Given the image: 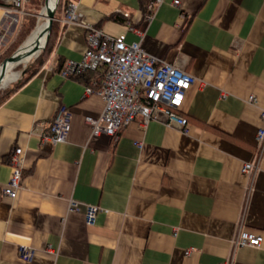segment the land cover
<instances>
[{
    "label": "crops",
    "instance_id": "crops-1",
    "mask_svg": "<svg viewBox=\"0 0 264 264\" xmlns=\"http://www.w3.org/2000/svg\"><path fill=\"white\" fill-rule=\"evenodd\" d=\"M77 1L86 22L128 41L135 26L147 53L194 76L179 110L187 129L138 117L117 137L93 134L86 117L104 100L85 90L100 74H61L86 34L57 20L45 60L0 104V264H264V0H164L153 11L146 0ZM12 10L0 0V38ZM61 104L71 125L53 144L41 135ZM16 147L25 166L11 198ZM88 206L99 208L93 223ZM241 226L262 234L261 246L235 247ZM21 246L35 250L32 262Z\"/></svg>",
    "mask_w": 264,
    "mask_h": 264
},
{
    "label": "built area",
    "instance_id": "built-area-1",
    "mask_svg": "<svg viewBox=\"0 0 264 264\" xmlns=\"http://www.w3.org/2000/svg\"><path fill=\"white\" fill-rule=\"evenodd\" d=\"M164 0H152L149 5L155 10ZM179 0H174L178 4ZM22 0H13V10L22 13ZM124 16L128 17V13ZM151 16V12L147 13ZM56 20L64 24H81L86 34V49L80 59H69L61 70L64 77L80 76L88 71H103V80L94 90L86 87V94L97 92L104 100V109L99 116H87L86 121L92 126L93 134L107 133L117 137L120 130L129 123L141 118L146 126L152 120L163 121L166 124H178L187 129L188 120L179 110L185 95L195 78L185 69L169 63L159 62L157 58L145 51L142 46L143 32L135 26H128L138 38L127 40V34L113 36L85 21L84 14L77 0L64 2L60 17ZM249 101L255 102L254 95ZM71 110L65 104L59 105L53 118L46 123L47 131L41 137L56 144L66 139L71 125ZM258 147L264 149V127L257 134ZM9 163L12 174L3 187L6 196L14 198L22 188L21 180L25 159L23 149L16 147L10 154ZM254 169L252 162L244 164L243 172ZM77 201L71 199L69 208L76 209ZM99 208L88 206L86 218L88 223L94 222V216ZM263 235L252 232L241 226L233 240L234 246L259 247ZM35 250L32 247L21 246L20 256L27 262H32Z\"/></svg>",
    "mask_w": 264,
    "mask_h": 264
},
{
    "label": "trees",
    "instance_id": "trees-1",
    "mask_svg": "<svg viewBox=\"0 0 264 264\" xmlns=\"http://www.w3.org/2000/svg\"><path fill=\"white\" fill-rule=\"evenodd\" d=\"M44 1L45 0H27V4L29 5V11L31 12V14L25 16L22 27L18 33V40L15 42L14 45L11 46V48L8 50L7 55H10L16 47H18V45H20L21 43H23L27 37L29 36V34L32 32V30H34L36 24H37V15L39 13V11L41 10L42 7H44ZM151 0H146L145 6L147 7V5ZM61 4V0H59L57 8H56V14L58 15V12L60 10V5ZM32 6L33 9L30 7ZM59 23L57 21L53 22L52 25V30L50 33V37L48 40V44L43 52L44 55H40L38 56L37 59H35L34 61H32L30 64H28L23 73H22V77L15 82L14 84H12L9 87L3 88L0 90V104L9 96L11 95L22 83H24V81L32 74L35 72L36 69H38V67L42 64L43 60H45V58L48 55V52L50 51V49L52 48L55 38H58L59 35ZM5 57V55L3 54L2 56H0V62L2 61V59ZM100 75L97 78V84L99 85L100 82H102L103 80V71H97Z\"/></svg>",
    "mask_w": 264,
    "mask_h": 264
},
{
    "label": "rangeland",
    "instance_id": "rangeland-1",
    "mask_svg": "<svg viewBox=\"0 0 264 264\" xmlns=\"http://www.w3.org/2000/svg\"><path fill=\"white\" fill-rule=\"evenodd\" d=\"M44 6V5H43ZM29 7V5L27 4V2H26V4H25V7L24 8H22L23 9V12L22 13H16V12H12V13H14V15H12L11 16V18L9 19V22H10V24H9V22H7L6 23V29L8 28V30H7V32H6V36L4 37V38H0V56H2L3 54L5 55V57L2 59V61L6 58V57H9V56H11L12 54H14L16 51H18L19 50V48H22L24 45H25V43L27 42V39L23 42V43H21L20 45H18V47H16L15 48V50L10 54V55H7V53H8V50L11 48V46L12 45H14L15 44V42L18 40V33H19V31H20V29H21V27H22V24H23V21H24V18H25V16H27V15H29V14H31V12L29 11L30 9L28 8ZM32 9H33V7L32 6H30ZM43 9V7L41 8V10ZM40 10V11H41ZM39 11V12H40ZM39 14V13H38ZM58 14H59V12H58ZM37 17H38V19H37V24H38V20H40V17L37 15ZM58 17V15L56 14L55 15V19H54V21H57L56 20V18ZM13 22H11V21ZM53 21V22H54ZM8 24H9V27H8ZM37 24H36V26H37ZM36 26H35V28H36ZM34 28V29H35ZM34 30H32V32H33ZM31 32V33H32ZM31 33L29 34V36L28 37H30V35H31ZM27 37V38H28ZM50 37V36H49ZM49 40V39H48ZM47 44H48V42H47ZM47 44L45 45V47L42 49V50H40V51H38L36 54H34L31 58H29L26 62L24 61V62H22V63H20V64H18V65H14V67L13 68H11L10 70H9V74H10V76L11 75H13V74H16V76H15V78L14 77H11L10 79H7L6 81H5V85H4V87L3 88H6V87H9V86H11L12 84H14L15 82H17L23 75H22V73H23V71H24V69H25V67L28 65V64H30L32 61H34L35 59H37L38 58V56H40V55H44L43 54V52H44V50H45V48H46V46H47ZM48 59V58H47ZM1 61V62H2ZM47 61V60H46ZM1 62H0V64H1ZM3 88H1V89H3ZM0 89V90H1Z\"/></svg>",
    "mask_w": 264,
    "mask_h": 264
},
{
    "label": "water",
    "instance_id": "water-1",
    "mask_svg": "<svg viewBox=\"0 0 264 264\" xmlns=\"http://www.w3.org/2000/svg\"><path fill=\"white\" fill-rule=\"evenodd\" d=\"M50 0H45L44 1V8L46 9V16L48 18L47 26L45 28V33H46V38L43 44H40L38 41L35 43V46L27 51V53L21 54L20 51L24 48H19L18 51H16L14 54H12L9 57H6L0 64V89L4 87L5 81H6V71L8 65L11 63H16V65L24 62L22 61V58L25 56L32 57L34 54H36L38 51L42 50L45 45L48 42L51 30H52V25L53 21L55 19V14H56V7L58 5L59 0H54L53 5L51 6ZM42 11V10H41ZM41 11L39 12L38 16H40ZM26 62V61H25Z\"/></svg>",
    "mask_w": 264,
    "mask_h": 264
},
{
    "label": "bare ground",
    "instance_id": "bare-ground-1",
    "mask_svg": "<svg viewBox=\"0 0 264 264\" xmlns=\"http://www.w3.org/2000/svg\"><path fill=\"white\" fill-rule=\"evenodd\" d=\"M51 6L54 3V0H50L49 1ZM40 20H38V24L36 26V28L34 29V31L31 33L30 37L27 38V42L24 45V48L20 51L21 54L27 53V51H29L30 49H32L35 46V43L38 41L40 44H43L46 38V33H45V28L47 26V22H48V18L46 16V9L43 7L41 14H40ZM30 57L25 56L22 58V61H27ZM14 65H16V63H11L10 65H8L7 67V71H6V80L10 79L11 77L16 76V74H13L10 76L9 74V70L11 68L14 67Z\"/></svg>",
    "mask_w": 264,
    "mask_h": 264
}]
</instances>
